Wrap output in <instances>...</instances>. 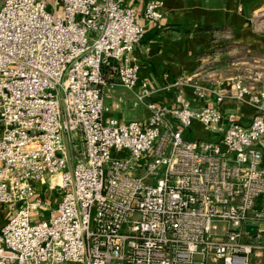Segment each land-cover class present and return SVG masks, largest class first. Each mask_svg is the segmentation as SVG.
Instances as JSON below:
<instances>
[{
	"label": "built area",
	"instance_id": "1",
	"mask_svg": "<svg viewBox=\"0 0 264 264\" xmlns=\"http://www.w3.org/2000/svg\"><path fill=\"white\" fill-rule=\"evenodd\" d=\"M55 3L0 0V264H264V87L183 78L191 96L158 102L140 77L134 6ZM162 6L150 0L145 21ZM116 84L146 105V123L104 114ZM225 97L254 109L248 123ZM197 124L206 134L190 138ZM38 181L60 191L56 206Z\"/></svg>",
	"mask_w": 264,
	"mask_h": 264
},
{
	"label": "crops",
	"instance_id": "2",
	"mask_svg": "<svg viewBox=\"0 0 264 264\" xmlns=\"http://www.w3.org/2000/svg\"><path fill=\"white\" fill-rule=\"evenodd\" d=\"M149 1L126 0V4L137 9L138 20L146 26L135 52L141 63V79L147 77L154 88H161L152 99L173 106L178 92L186 91L191 96L190 88L183 90L178 85L183 78L228 92L219 69L225 66V54L235 51L230 47L244 46L251 51L250 41L258 36L253 23L264 10V0H162L163 17L155 23L146 22L142 15ZM227 41L231 42L229 47ZM213 102L211 95L196 99L195 105L203 107ZM222 109L225 113L235 112L245 124L254 112L252 107L239 105L228 97L224 98ZM104 114L146 123L150 111L132 90L116 84L107 87ZM194 128L196 136H205L199 124ZM36 187L49 205H57L59 190H51L41 181L36 182ZM47 212L39 209L33 217L47 216Z\"/></svg>",
	"mask_w": 264,
	"mask_h": 264
},
{
	"label": "rangeland",
	"instance_id": "3",
	"mask_svg": "<svg viewBox=\"0 0 264 264\" xmlns=\"http://www.w3.org/2000/svg\"><path fill=\"white\" fill-rule=\"evenodd\" d=\"M48 1L53 2L54 5L56 4L55 0ZM56 6L60 7L58 4H56ZM52 11L54 13L56 12L55 6L52 7ZM262 11L263 12L256 17L255 24L253 23L256 32H258V36H256L255 39L252 38V41H250L251 51L244 48V46L234 48L230 47L229 50L235 49V51L225 54L224 60L226 63L223 68L219 69V73L224 79L227 89H230L233 78L237 75L242 76L247 82H252L258 88L264 87V10ZM229 45H231V42L228 43L227 41L226 47H229ZM258 73L261 74V77L258 76ZM192 129V132L194 133L189 135L190 138H194L196 136L195 128ZM6 213H8L6 207H0V226L5 221L4 217L6 216ZM48 213L49 212H47V214ZM37 218L38 217H33V221H35Z\"/></svg>",
	"mask_w": 264,
	"mask_h": 264
},
{
	"label": "water",
	"instance_id": "4",
	"mask_svg": "<svg viewBox=\"0 0 264 264\" xmlns=\"http://www.w3.org/2000/svg\"><path fill=\"white\" fill-rule=\"evenodd\" d=\"M246 229L249 230L251 233L255 234L257 225L246 224Z\"/></svg>",
	"mask_w": 264,
	"mask_h": 264
}]
</instances>
